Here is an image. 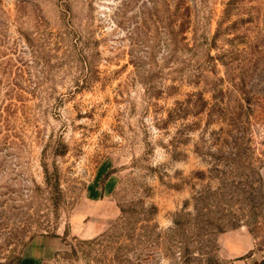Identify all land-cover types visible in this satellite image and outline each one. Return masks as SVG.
<instances>
[{"label":"rangeland","instance_id":"1","mask_svg":"<svg viewBox=\"0 0 264 264\" xmlns=\"http://www.w3.org/2000/svg\"><path fill=\"white\" fill-rule=\"evenodd\" d=\"M227 2L0 0V263L264 264V0Z\"/></svg>","mask_w":264,"mask_h":264},{"label":"crops","instance_id":"2","mask_svg":"<svg viewBox=\"0 0 264 264\" xmlns=\"http://www.w3.org/2000/svg\"><path fill=\"white\" fill-rule=\"evenodd\" d=\"M99 202H94V204H99ZM58 245V241L48 238L34 240L30 244V254L23 257L21 264H41L42 260H45L49 255L53 254Z\"/></svg>","mask_w":264,"mask_h":264},{"label":"trees","instance_id":"3","mask_svg":"<svg viewBox=\"0 0 264 264\" xmlns=\"http://www.w3.org/2000/svg\"><path fill=\"white\" fill-rule=\"evenodd\" d=\"M241 1L242 0H228L227 6H226L227 8H226V10L224 12V17L225 16L226 17L231 16V13L233 11V8H235L236 6H238L241 3ZM21 263H22V261H21ZM0 264H3V263H0Z\"/></svg>","mask_w":264,"mask_h":264}]
</instances>
